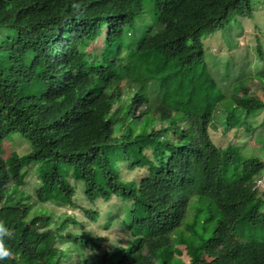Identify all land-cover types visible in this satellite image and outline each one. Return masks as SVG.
I'll list each match as a JSON object with an SVG mask.
<instances>
[{"label":"trees","instance_id":"trees-1","mask_svg":"<svg viewBox=\"0 0 264 264\" xmlns=\"http://www.w3.org/2000/svg\"><path fill=\"white\" fill-rule=\"evenodd\" d=\"M152 1L155 29L129 42L143 0H0V146L13 132L31 144L0 154V222L11 232L3 237L11 257L0 264H185L180 246L191 264H264V192L256 187L264 161L232 167L239 153L214 142L210 126L228 96L202 41L204 31L250 17L251 0ZM100 35V54H85ZM258 77L264 89V70ZM229 97L226 132L241 128L236 115L264 107L247 86ZM30 164L41 203L77 206L70 179L83 182L92 204L128 201L131 243L88 255L103 238L70 229L81 224L73 216L52 226V214L27 201L20 188ZM83 211L98 223L97 208ZM223 225L237 250L201 261Z\"/></svg>","mask_w":264,"mask_h":264},{"label":"rangeland","instance_id":"rangeland-1","mask_svg":"<svg viewBox=\"0 0 264 264\" xmlns=\"http://www.w3.org/2000/svg\"><path fill=\"white\" fill-rule=\"evenodd\" d=\"M253 14L250 17L235 16L233 20L224 28L215 32H203L202 41L205 47L206 61L214 76L220 93L228 96L221 102L220 109L215 112L213 123L210 126V134L214 142L220 147L232 145L239 153L236 164L239 165L244 159L257 157L264 161V107L252 111L249 116L236 115L241 128H234L228 132L224 131L223 118L227 109H231L230 95L241 86L250 88L251 94H256L264 98V89L258 75L264 70V0H251ZM157 15L152 0H143V13L134 20V28L130 35L125 36V41L139 40L145 30L149 27H156ZM104 36L100 35L85 50V54H100L103 47ZM260 44V51L257 46ZM260 52L261 55H260ZM263 55V56H262ZM262 56V58H260ZM223 108V109H222ZM142 107H137L136 114H139ZM238 113V112H236ZM159 124H156L158 126ZM247 126L248 130L243 127ZM119 132L115 128V134ZM31 144L29 140L18 132L8 135L1 143L0 154L8 157L11 152L24 154L29 151ZM26 182L21 186V190L28 195V202L34 205V210L44 209L52 214V226L60 224L66 216H73L81 224L75 227L69 224V228L77 231H87L89 235L103 238L99 241V247L95 250H87L86 253L92 257L99 256L106 251H111L115 245H128L132 241L126 225V211L128 201L120 200L118 197L112 199L97 200L92 204L88 202L83 194V182H70L76 187L74 202L77 206L70 207L59 205L55 202L41 203L36 196V189L39 185L37 177V164H30ZM25 167V169L27 168ZM239 167V166H237ZM256 187L263 196L264 192V167L258 172ZM137 177V174H132ZM259 180H261L259 182ZM95 207L100 212L98 223L90 221L84 208ZM264 210V206H263ZM114 217L112 225L105 229L102 222ZM264 234V232H263ZM238 239L223 225L216 234V239L206 249L201 261H206L224 250L236 251ZM181 254L178 255L185 264H191L190 258L185 252L184 246H180Z\"/></svg>","mask_w":264,"mask_h":264},{"label":"clouds","instance_id":"clouds-1","mask_svg":"<svg viewBox=\"0 0 264 264\" xmlns=\"http://www.w3.org/2000/svg\"><path fill=\"white\" fill-rule=\"evenodd\" d=\"M11 236V232L6 229L2 222H0V259H6L11 257V252L6 248L3 237Z\"/></svg>","mask_w":264,"mask_h":264},{"label":"built area","instance_id":"built-area-1","mask_svg":"<svg viewBox=\"0 0 264 264\" xmlns=\"http://www.w3.org/2000/svg\"><path fill=\"white\" fill-rule=\"evenodd\" d=\"M261 180H259V182H260ZM258 182V181H257Z\"/></svg>","mask_w":264,"mask_h":264}]
</instances>
